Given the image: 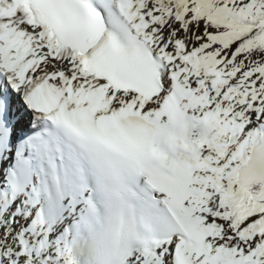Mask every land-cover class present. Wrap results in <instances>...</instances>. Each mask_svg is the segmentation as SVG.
<instances>
[{
  "label": "snow or ice",
  "instance_id": "6c2138e0",
  "mask_svg": "<svg viewBox=\"0 0 264 264\" xmlns=\"http://www.w3.org/2000/svg\"><path fill=\"white\" fill-rule=\"evenodd\" d=\"M0 264H264V0H0Z\"/></svg>",
  "mask_w": 264,
  "mask_h": 264
}]
</instances>
